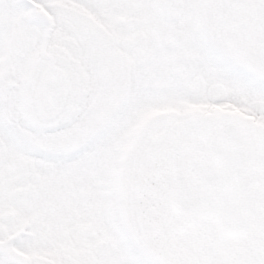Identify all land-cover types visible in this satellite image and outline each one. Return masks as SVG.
I'll return each instance as SVG.
<instances>
[{"label": "snow or ice", "instance_id": "1", "mask_svg": "<svg viewBox=\"0 0 264 264\" xmlns=\"http://www.w3.org/2000/svg\"><path fill=\"white\" fill-rule=\"evenodd\" d=\"M0 264H264V0H0Z\"/></svg>", "mask_w": 264, "mask_h": 264}]
</instances>
